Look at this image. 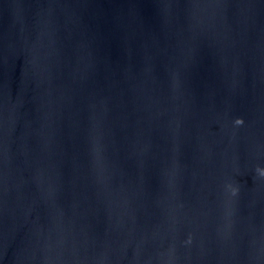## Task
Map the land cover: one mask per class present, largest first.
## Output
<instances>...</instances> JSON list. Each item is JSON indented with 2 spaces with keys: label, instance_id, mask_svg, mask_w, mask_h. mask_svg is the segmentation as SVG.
Instances as JSON below:
<instances>
[{
  "label": "water",
  "instance_id": "obj_1",
  "mask_svg": "<svg viewBox=\"0 0 264 264\" xmlns=\"http://www.w3.org/2000/svg\"><path fill=\"white\" fill-rule=\"evenodd\" d=\"M0 264H264V0H0Z\"/></svg>",
  "mask_w": 264,
  "mask_h": 264
},
{
  "label": "clouds",
  "instance_id": "obj_2",
  "mask_svg": "<svg viewBox=\"0 0 264 264\" xmlns=\"http://www.w3.org/2000/svg\"><path fill=\"white\" fill-rule=\"evenodd\" d=\"M235 123L239 125V124H242L243 121H242L241 119H237V120L235 121Z\"/></svg>",
  "mask_w": 264,
  "mask_h": 264
}]
</instances>
